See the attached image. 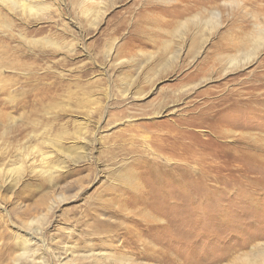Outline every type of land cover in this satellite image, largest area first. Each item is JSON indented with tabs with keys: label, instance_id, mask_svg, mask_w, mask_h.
<instances>
[{
	"label": "rangeland",
	"instance_id": "rangeland-1",
	"mask_svg": "<svg viewBox=\"0 0 264 264\" xmlns=\"http://www.w3.org/2000/svg\"><path fill=\"white\" fill-rule=\"evenodd\" d=\"M40 2L1 9L0 264H264V0Z\"/></svg>",
	"mask_w": 264,
	"mask_h": 264
},
{
	"label": "bare ground",
	"instance_id": "bare-ground-1",
	"mask_svg": "<svg viewBox=\"0 0 264 264\" xmlns=\"http://www.w3.org/2000/svg\"><path fill=\"white\" fill-rule=\"evenodd\" d=\"M40 1L41 0H0V19L3 20L1 9L7 10L8 12L11 13H17L16 11L18 10L20 11V13H22V15H30V16H32L33 13L35 14V12L36 13L39 11L41 12L42 7ZM153 219L154 217L153 215H151L148 221L151 222ZM26 234L28 235V237H30L29 240H32L31 233H26ZM23 250H26V248H23ZM260 257H264V253H262ZM260 257L257 256L259 261L261 260Z\"/></svg>",
	"mask_w": 264,
	"mask_h": 264
}]
</instances>
